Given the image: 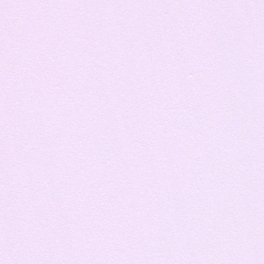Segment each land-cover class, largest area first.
I'll return each mask as SVG.
<instances>
[{"label":"snow or ice","instance_id":"snow-or-ice-1","mask_svg":"<svg viewBox=\"0 0 264 264\" xmlns=\"http://www.w3.org/2000/svg\"><path fill=\"white\" fill-rule=\"evenodd\" d=\"M0 264H264V0H0Z\"/></svg>","mask_w":264,"mask_h":264}]
</instances>
